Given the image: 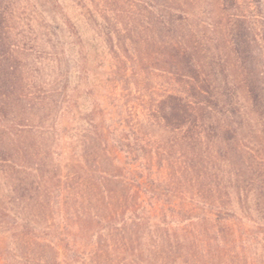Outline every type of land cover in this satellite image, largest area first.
Segmentation results:
<instances>
[{"label":"trees","instance_id":"obj_1","mask_svg":"<svg viewBox=\"0 0 264 264\" xmlns=\"http://www.w3.org/2000/svg\"><path fill=\"white\" fill-rule=\"evenodd\" d=\"M0 264H264V0H0Z\"/></svg>","mask_w":264,"mask_h":264},{"label":"rangeland","instance_id":"obj_2","mask_svg":"<svg viewBox=\"0 0 264 264\" xmlns=\"http://www.w3.org/2000/svg\"><path fill=\"white\" fill-rule=\"evenodd\" d=\"M102 55L103 54L100 51L90 50L89 56L91 57L90 58L91 60H89L88 64H89V68L92 70L91 74H90V79H89V81H90V83H92V85L97 84L98 80L101 79L103 76L105 77V75H103V72L105 71V68H104L105 63H104V60L102 58ZM77 57H76V60L78 59ZM92 58H93V61H92ZM75 75L77 76L76 73H75ZM75 75H73V77H75ZM104 77L102 78L103 80H104ZM74 79H75V83H77V78H74ZM102 83H103V81H102ZM123 93L124 92L121 91L120 86H119L118 90L114 92V96L112 95V97H109L110 95L104 91V92H102V94H99V98L101 101H105L107 103L113 102V103L117 104L118 99L122 100V94ZM95 94H96V92H95ZM107 97H109V98H107ZM82 98L80 99V101L82 100ZM90 98L93 100L94 99L93 95Z\"/></svg>","mask_w":264,"mask_h":264}]
</instances>
